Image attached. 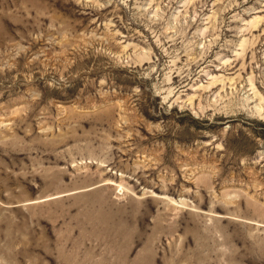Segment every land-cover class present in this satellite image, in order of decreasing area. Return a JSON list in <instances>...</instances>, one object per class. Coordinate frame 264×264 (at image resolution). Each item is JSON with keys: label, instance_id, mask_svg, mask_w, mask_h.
Masks as SVG:
<instances>
[{"label": "rangeland", "instance_id": "1", "mask_svg": "<svg viewBox=\"0 0 264 264\" xmlns=\"http://www.w3.org/2000/svg\"><path fill=\"white\" fill-rule=\"evenodd\" d=\"M0 264H264V0H0Z\"/></svg>", "mask_w": 264, "mask_h": 264}]
</instances>
